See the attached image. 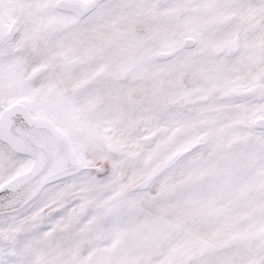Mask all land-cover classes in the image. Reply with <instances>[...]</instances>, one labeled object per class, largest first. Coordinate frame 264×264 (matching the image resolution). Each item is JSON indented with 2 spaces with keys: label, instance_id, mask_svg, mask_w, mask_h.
Returning <instances> with one entry per match:
<instances>
[{
  "label": "snow or ice",
  "instance_id": "1",
  "mask_svg": "<svg viewBox=\"0 0 264 264\" xmlns=\"http://www.w3.org/2000/svg\"><path fill=\"white\" fill-rule=\"evenodd\" d=\"M0 264H264V0H0Z\"/></svg>",
  "mask_w": 264,
  "mask_h": 264
}]
</instances>
